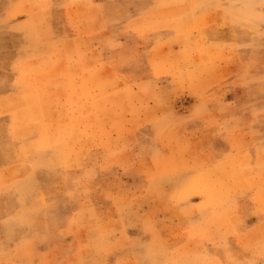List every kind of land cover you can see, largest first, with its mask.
Returning <instances> with one entry per match:
<instances>
[{
	"label": "rangeland",
	"instance_id": "rangeland-1",
	"mask_svg": "<svg viewBox=\"0 0 264 264\" xmlns=\"http://www.w3.org/2000/svg\"><path fill=\"white\" fill-rule=\"evenodd\" d=\"M259 150L264 0H0V264H264Z\"/></svg>",
	"mask_w": 264,
	"mask_h": 264
},
{
	"label": "crops",
	"instance_id": "crops-1",
	"mask_svg": "<svg viewBox=\"0 0 264 264\" xmlns=\"http://www.w3.org/2000/svg\"><path fill=\"white\" fill-rule=\"evenodd\" d=\"M92 1H94V3H96V4H100V3H103V0H92ZM111 22H113V20L112 19H110L107 23H111ZM255 155H256V162H257V164L256 165H262L264 162H263V160H261L262 158H264V150H259L258 152H255ZM250 157V156H249ZM245 188H247L246 189V194H250L251 193V191L253 190V188H248V187H245ZM242 189H244V188H241V189H239V191L237 192V194H236V197H235V199H234V201H233V207H234V209H233V211H230V216L227 218L228 220H230L231 222L233 221V216L235 217V222H237V226H239L240 225V219H243V217H242V215H244V214H242V215H240L241 213H243V211L244 210H242V207L245 205V204H247V202H250L251 204H254V205H256L257 207H262V208H264V199H256V198H254V193H251L250 194V196L251 195H253L249 200L248 199H245V198H242L244 195H241L240 197H238L239 195H240V192H242L243 190ZM246 196V195H245ZM244 196V197H245ZM238 197V198H237ZM209 206H211V205H209ZM211 208H212V206H211ZM216 210H214V212H215ZM224 209H223V207L221 206V208L218 210V214L220 215V216H222V215H224ZM212 215H213V209H212ZM262 222H263V224L262 225H264V218H263V220H262ZM262 225H259V226H257L256 228H254V229H257V228H259L260 226H262ZM236 226V227H237ZM254 230H252V232H253Z\"/></svg>",
	"mask_w": 264,
	"mask_h": 264
}]
</instances>
